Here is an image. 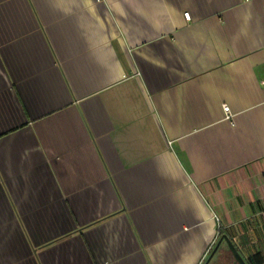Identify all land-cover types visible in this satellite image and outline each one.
Returning <instances> with one entry per match:
<instances>
[{"label": "crops", "instance_id": "crops-1", "mask_svg": "<svg viewBox=\"0 0 264 264\" xmlns=\"http://www.w3.org/2000/svg\"><path fill=\"white\" fill-rule=\"evenodd\" d=\"M263 212L264 0H0V264H249Z\"/></svg>", "mask_w": 264, "mask_h": 264}, {"label": "water", "instance_id": "water-1", "mask_svg": "<svg viewBox=\"0 0 264 264\" xmlns=\"http://www.w3.org/2000/svg\"><path fill=\"white\" fill-rule=\"evenodd\" d=\"M226 244V247L228 249V251L231 254V257L234 260L233 264H246L244 262V260L242 259V257L240 256V254L237 252V250L235 249L234 245L231 243V241L228 239V237L226 235H222L218 241V243H216V246L213 250V252L211 253V255L208 257V259L205 261L204 264H209L212 256L214 255V253L216 252V250L218 249L219 245L221 244V242H223Z\"/></svg>", "mask_w": 264, "mask_h": 264}, {"label": "built area", "instance_id": "built-area-1", "mask_svg": "<svg viewBox=\"0 0 264 264\" xmlns=\"http://www.w3.org/2000/svg\"><path fill=\"white\" fill-rule=\"evenodd\" d=\"M184 15V19L185 20H189V14H187V13H183ZM222 111H223V114H224V120L225 121H229L231 124H232V115H231V112H230V109H229V107L227 106V105H223L222 107ZM263 217H264V212H263Z\"/></svg>", "mask_w": 264, "mask_h": 264}, {"label": "trees", "instance_id": "trees-1", "mask_svg": "<svg viewBox=\"0 0 264 264\" xmlns=\"http://www.w3.org/2000/svg\"><path fill=\"white\" fill-rule=\"evenodd\" d=\"M247 260L249 264H263L264 263L263 257L260 253H256V254L249 256Z\"/></svg>", "mask_w": 264, "mask_h": 264}]
</instances>
